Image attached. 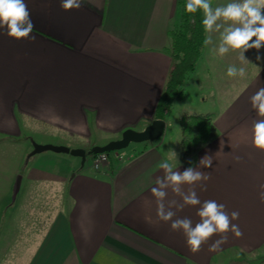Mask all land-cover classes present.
Here are the masks:
<instances>
[{
	"label": "crops",
	"instance_id": "crops-1",
	"mask_svg": "<svg viewBox=\"0 0 264 264\" xmlns=\"http://www.w3.org/2000/svg\"><path fill=\"white\" fill-rule=\"evenodd\" d=\"M176 1L85 0L81 8L65 11L61 0H25L35 40H15L0 29V141L21 145L24 158L32 150L31 141L90 150L120 139L125 130L142 131L156 119L170 71L171 59L164 49L169 46L167 31L175 19ZM230 2L213 0L212 6ZM222 31L206 33L212 43L204 47L192 76L202 79L206 74L209 80L190 78L197 81V107L181 113L211 114L216 138L183 159L179 139L168 144L170 115L161 138L108 154V163L97 172L85 164L80 168L77 158L59 156L63 154L30 158L14 203L20 204L18 212L24 208L20 222L26 226L38 214L45 223L39 224L40 235L29 256L24 253L16 264H214L229 251L244 256L264 247V151L252 143L253 124L261 117L250 102L264 86V47L245 52L249 62H241L238 50L221 56ZM230 65L244 67L246 75L228 77ZM205 156L212 157V168L200 166ZM162 161L172 164L174 171L193 167L209 174L210 179L201 182L206 191L200 183L195 186L201 203L215 200L229 215L237 211L239 218L232 223L243 235L229 232L227 242L211 251L220 239L213 235L192 253L182 230H172L171 221L157 217L151 189L164 175ZM42 162L49 165L41 166ZM10 173L0 195V264H11L2 255L10 251L13 222L18 220L17 214H8V191L21 171ZM189 187L182 186L185 192ZM44 192H49L45 205ZM167 193L166 202L182 203L170 188ZM199 207L174 208L173 219L188 218L195 226ZM32 208L38 212L29 213ZM26 226L23 235L31 234Z\"/></svg>",
	"mask_w": 264,
	"mask_h": 264
},
{
	"label": "clouds",
	"instance_id": "clouds-1",
	"mask_svg": "<svg viewBox=\"0 0 264 264\" xmlns=\"http://www.w3.org/2000/svg\"><path fill=\"white\" fill-rule=\"evenodd\" d=\"M84 2L85 0H61V7L65 11L79 9ZM185 11L193 15L198 11L202 12L201 23L206 33L223 29L218 47V53L221 56L238 50L241 62H249L244 53L249 49L259 51L264 47V0H232L225 6L217 7L212 6V0H186ZM192 22L195 23V19ZM34 28L35 25L25 0H0V29L6 30L8 37L15 40H35V36L32 35ZM210 43H212L211 37L204 40L205 46ZM256 59L260 61L261 57L257 55ZM227 75L231 78H243L246 75V69L242 66L230 65ZM250 102L252 109L261 117L253 124L252 143L256 149L264 151V86L250 97ZM200 166L212 168V157L202 158ZM159 167L163 169L164 175L157 178V187L151 189L157 201V217L163 222L171 221L172 230H182L186 237V245L192 253L199 252L202 245L208 243L213 235L219 234L220 239L211 245V251L217 250L227 242V233L232 232L237 237L243 235L239 225L232 223L239 218L237 211L229 215L225 205L218 204L215 200H206L201 203L195 186L200 183L201 190L206 191V185L201 182L209 180V174L193 167H188L183 172L174 171L173 165L167 161H162ZM183 185L190 186L187 192L183 190ZM169 188L182 198V203L175 199L166 202ZM261 189H264V185H261ZM260 199L264 202V191H261ZM187 205H200L197 212L200 220L195 226L188 218L173 219L176 216V211L173 209L182 210Z\"/></svg>",
	"mask_w": 264,
	"mask_h": 264
},
{
	"label": "trees",
	"instance_id": "trees-1",
	"mask_svg": "<svg viewBox=\"0 0 264 264\" xmlns=\"http://www.w3.org/2000/svg\"><path fill=\"white\" fill-rule=\"evenodd\" d=\"M185 5L186 0L176 1L175 19L167 31L169 46L164 52L171 59V67L156 106L155 118L160 120L167 119L174 102L182 100V86L194 73L205 47L206 32L201 23L203 14L200 11L194 15L187 13ZM179 128L183 159L203 149L217 136L212 116L207 113L184 114L179 120Z\"/></svg>",
	"mask_w": 264,
	"mask_h": 264
},
{
	"label": "rangeland",
	"instance_id": "rangeland-1",
	"mask_svg": "<svg viewBox=\"0 0 264 264\" xmlns=\"http://www.w3.org/2000/svg\"><path fill=\"white\" fill-rule=\"evenodd\" d=\"M208 54H209V52H208ZM192 74L189 75L186 83L184 84V86H182V93H183L182 100L174 102V105L172 106L173 113L171 114L170 119L173 122H170V127L167 128V130H168L167 131L168 132L167 133V139H168L169 145H172V143L176 142V139H179V142H180L179 120L184 115V114H181L182 111L185 110L188 112H194V110L197 107L196 106L197 105V103H196L197 97H194L196 95V92H195L196 89L195 88H197V85H196L197 81H193V83H192V81H189L190 78H192L193 80H200L201 82H203L204 76H205V78H207V80H209L208 76L204 73H203L204 75H203L202 79L200 78V76L198 74H197L198 76L196 74L192 76ZM209 89H210L209 86H207V91H209ZM174 129H175V132H174ZM33 143H36V142L31 141V146ZM36 144H38V143H36ZM131 147H132V145H130V147H128L124 150L118 151V152H110V155L112 156L114 154L128 152L131 149ZM29 153L26 154L24 156V158H22L24 151H23V148L21 147V145H11L10 143L6 142L5 140L0 141V195L2 194L4 188L6 187L5 178H7L9 176V174H11L10 171L14 170L16 168L20 169V171H21L20 174H18L14 177V179L12 181L11 189L8 191L10 193V196H9V200L11 203L10 209L5 208V211H6V209L9 210L8 214H10L12 216L14 214H17L16 218L18 219V220H16V222H13L14 226H16V228H15L16 232L13 234V237L11 238V242L9 245L10 251L7 254H5V252H4V254L2 255V258L9 260L11 262V264H16L19 262L20 259H23V257L25 256L24 253H27V256H29V253L32 251L33 247L37 243L38 237L40 235L39 231L41 230L42 227L39 224L45 223V220L41 221V223H40V219H39L40 217H38L39 214L33 215L36 211L38 212V208H36L35 211L32 208L29 211V213H33L32 214L33 216H31L29 218L32 225L27 224V226H28L27 227L26 223L20 222V221H22L21 215L26 213L24 208H20V210L18 212V208L20 206L19 202L17 201L18 203H14L11 201L13 184H14L16 178L18 176H21V178H22L23 173L25 172V168L27 167V165L31 164L30 162H28L29 159L27 158ZM42 154L54 156V154L51 152L42 153ZM42 154L36 155L37 156L36 159L39 158V156H41ZM59 156H63V158H65V159L72 158V157H70L68 155H64V154L59 155ZM73 160H75V159L73 158ZM18 163H21V166H18L17 165ZM61 163L67 165L64 160ZM47 165H49V164L45 163V162L43 164H41V166H44V167H47ZM92 165H93V158L87 157L86 161H85V167L91 168ZM92 169H93V167H92ZM70 175L72 176V174H70ZM9 193H7V197H8ZM48 193L49 192H44V194H43V199H45V202L43 203V205H45L46 200H49V194ZM59 201H60V199H59ZM35 204H36V207H38V203H35ZM43 212H44V209H43ZM32 221H34V222H32ZM25 226L27 227V230L29 228L28 231L31 232V234L27 233V235H23L22 229H24ZM44 227H45V225H44ZM20 231L22 232V235L20 234ZM2 246H3V243H2ZM19 251H20V254H19ZM214 264H264V247L257 252H254V253L248 254V255H244V256L242 254H239L236 250L229 251V252L223 254L222 256L218 257L216 259V261L214 262Z\"/></svg>",
	"mask_w": 264,
	"mask_h": 264
},
{
	"label": "water",
	"instance_id": "water-1",
	"mask_svg": "<svg viewBox=\"0 0 264 264\" xmlns=\"http://www.w3.org/2000/svg\"><path fill=\"white\" fill-rule=\"evenodd\" d=\"M165 127L164 120L155 119L142 131L132 129L125 130L120 139L111 141L104 146H95L90 150L87 149H70L64 146L32 144V151L28 155V159L40 155L42 153L51 152L54 154H64L80 160V168H83L86 158L100 154H110V152H118L126 149L130 144H140L146 142H154L161 138ZM21 185V176H18L14 182L12 189L11 201L14 202Z\"/></svg>",
	"mask_w": 264,
	"mask_h": 264
},
{
	"label": "built area",
	"instance_id": "built-area-1",
	"mask_svg": "<svg viewBox=\"0 0 264 264\" xmlns=\"http://www.w3.org/2000/svg\"><path fill=\"white\" fill-rule=\"evenodd\" d=\"M108 163V154H100L93 157V170L99 171L102 169V166Z\"/></svg>",
	"mask_w": 264,
	"mask_h": 264
}]
</instances>
